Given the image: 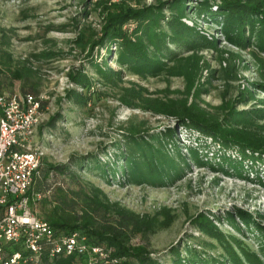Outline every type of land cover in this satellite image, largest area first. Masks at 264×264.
Returning <instances> with one entry per match:
<instances>
[{
	"label": "rangeland",
	"instance_id": "1",
	"mask_svg": "<svg viewBox=\"0 0 264 264\" xmlns=\"http://www.w3.org/2000/svg\"><path fill=\"white\" fill-rule=\"evenodd\" d=\"M155 1L145 0V3ZM200 1H187L188 12L181 21L195 28L207 40L214 41L216 48L194 51L176 48L179 56L196 53L200 60L199 70L192 76L193 87L187 97L189 102L199 88L198 101L211 112L224 102L236 103L237 110L261 105L264 102V92L259 89L260 85H264L263 27L260 23L255 25L250 44L236 45L228 41L221 31L219 17L211 18L196 11ZM212 1L211 11L214 12L218 9L219 0ZM95 3V0H0V60L5 61V55H9L7 64H0L2 89L8 94L25 93L21 90L20 81L9 79L8 68L21 67L26 61V65L37 72L28 81L36 83L37 95L45 97L42 124L45 125L58 112L63 115L55 129L39 127L36 132V141L43 147V157L51 163H66L72 157L97 154L100 161L109 166L105 174L86 164V167L76 171L75 179L50 176L41 192L44 196L38 194L31 209L43 218L52 209L58 188L75 191L82 186L88 188L92 183L101 188L111 201H117L134 212L154 215L164 207L172 214V220L166 227L147 237L138 235L132 239L134 243H145L153 250L152 255L166 260V264H171L167 258L170 247L183 245L186 238L188 242H209L211 248L208 251L213 256L222 253L219 243L194 225L192 220L199 213L211 218L226 234L258 250L261 232L257 223L264 225V153L239 145L224 147L210 136L177 125L173 117L154 115L121 103L119 98L129 88L142 91L148 98H183L186 96V82L183 77L168 72L141 78L127 71L117 86L97 81L94 70L90 68L89 47L80 51L72 43L83 28L100 32L102 16ZM134 27L135 23L124 26L129 31ZM168 45L172 49L175 47L170 42ZM47 51L57 55L41 60L33 57ZM93 55L98 63L106 59L110 68L120 69L114 54L107 57L104 49L95 48ZM172 63L166 61L168 66ZM71 69L81 70L89 78L94 77L96 95L86 107L74 106L65 98L67 90H81L67 76ZM246 92V97L253 100L238 104L243 99L240 94ZM132 118L143 121L151 132L164 131L168 127L174 129V141L167 148L173 153L178 149L188 164V167H183L179 179L166 186L125 182L121 174L123 164L113 163L115 152L111 145L120 138L119 126ZM259 125L264 126V122ZM189 148L197 150L204 161L216 168L194 164ZM104 150L106 154L101 153ZM229 163L235 165L243 177H239ZM111 168L115 169V173ZM239 211L250 214V223L238 217ZM157 215L160 220L164 218L162 213ZM229 215L235 216L239 229L229 221Z\"/></svg>",
	"mask_w": 264,
	"mask_h": 264
},
{
	"label": "trees",
	"instance_id": "2",
	"mask_svg": "<svg viewBox=\"0 0 264 264\" xmlns=\"http://www.w3.org/2000/svg\"><path fill=\"white\" fill-rule=\"evenodd\" d=\"M187 1L157 0L146 4L145 0H95L102 16L100 32L83 28L72 43L80 51L89 47L90 68L94 70L97 81L104 85L117 86L125 71L141 78L156 77L164 72L184 78L186 96L183 98H148L142 91L126 89L119 100L129 108L173 117L177 125L210 136L224 147L239 145L264 153V126L259 125L264 122V102L243 110H237L236 103L224 102L223 105L214 107L211 112L199 103V88L189 102L187 97L193 87L192 76L198 72L200 60L196 53L186 57L179 56L176 48L184 47L191 51L215 49L216 43L207 40L195 28L181 21L188 12ZM211 1H200L196 11L211 18L219 17L220 29L228 41L246 46L250 44L257 23L264 29V0H219L218 9L214 12L211 11V5L214 4ZM128 23H135L131 31L124 28ZM168 42L175 46L174 49L169 47ZM95 48L104 49L107 57L114 54L115 63L120 69L110 68L106 59L98 63L93 55ZM56 55L55 52L47 51L33 57L41 60ZM8 60L9 55L6 54L5 61L0 60V64H7ZM167 60L173 62L171 66L166 64ZM25 62H22L21 67L8 68L9 79L20 81L23 92L37 95L38 85L28 81L37 72ZM67 76L81 90H67L66 100L79 108L86 107L96 95L94 77L89 78L87 73L74 69ZM259 89L264 92V85H260ZM246 94L247 92L240 94L243 99L238 104H247L253 100L252 97H246ZM61 119L63 115L58 112L40 127L55 129ZM119 134L120 138L111 145L115 152L113 163L117 165L122 162L121 174L128 184L166 186L179 179L184 166L188 167L178 149L173 153L167 148L174 141L173 128L151 132L143 121L132 118L119 126ZM189 152L194 164L216 168L204 161L197 150L189 148ZM101 153L106 154V151ZM86 164L102 174L109 168L100 161L97 154L72 157L66 163H51L42 157L34 175V183L27 192L30 206L37 200L36 196L43 193L45 181L50 176L60 175L75 179L76 171L86 167ZM230 165L239 177H243L235 165ZM111 170L115 173V169ZM221 171L228 174L225 170ZM159 213L164 214L161 220L157 215ZM157 214L134 212L117 201H111L101 188L92 183L88 188L82 186L75 191L58 188L53 207L43 218L57 232L69 233L77 230L83 233L90 245V253L75 251L50 257L46 251L41 255V264H166V260L154 257L153 250L145 243L132 242L138 235L147 237L166 227L173 217L164 207ZM237 215L250 223V214L247 212L239 211ZM228 218L239 229L235 216L229 215ZM192 221L201 233L219 243L222 253L213 256L208 251L211 248L209 242H188L186 238L183 245H172L168 250L167 258L171 264H264V225L257 223L261 232L260 241L258 250H253L241 239L223 232L204 214L199 213ZM93 246L100 247L106 255L94 254L91 251Z\"/></svg>",
	"mask_w": 264,
	"mask_h": 264
},
{
	"label": "built area",
	"instance_id": "3",
	"mask_svg": "<svg viewBox=\"0 0 264 264\" xmlns=\"http://www.w3.org/2000/svg\"><path fill=\"white\" fill-rule=\"evenodd\" d=\"M43 95L8 94L0 84V264H41V255L89 252L80 231L60 233L30 206L28 190L43 157L36 132L44 120ZM38 196V195H37ZM98 256L106 254L91 247Z\"/></svg>",
	"mask_w": 264,
	"mask_h": 264
}]
</instances>
